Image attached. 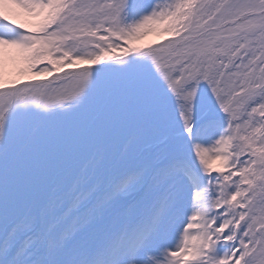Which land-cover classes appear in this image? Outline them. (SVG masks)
<instances>
[{
    "label": "snow or ice",
    "instance_id": "1",
    "mask_svg": "<svg viewBox=\"0 0 264 264\" xmlns=\"http://www.w3.org/2000/svg\"><path fill=\"white\" fill-rule=\"evenodd\" d=\"M0 264H264V0H0Z\"/></svg>",
    "mask_w": 264,
    "mask_h": 264
},
{
    "label": "rangeland",
    "instance_id": "2",
    "mask_svg": "<svg viewBox=\"0 0 264 264\" xmlns=\"http://www.w3.org/2000/svg\"><path fill=\"white\" fill-rule=\"evenodd\" d=\"M154 39H157V37L149 36V37L147 38V40H145V41L142 42V43H147V42H149V41H151V40H154Z\"/></svg>",
    "mask_w": 264,
    "mask_h": 264
}]
</instances>
